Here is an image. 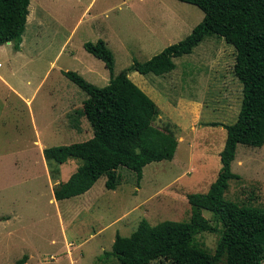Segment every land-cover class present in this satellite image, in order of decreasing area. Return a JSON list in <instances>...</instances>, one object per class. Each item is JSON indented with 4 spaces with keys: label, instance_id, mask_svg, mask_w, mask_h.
<instances>
[{
    "label": "rangeland",
    "instance_id": "1",
    "mask_svg": "<svg viewBox=\"0 0 264 264\" xmlns=\"http://www.w3.org/2000/svg\"><path fill=\"white\" fill-rule=\"evenodd\" d=\"M29 9L20 48L0 45V264H17L25 254L27 264H120L104 254L118 233L131 235L142 220H189L187 195L207 192L217 178L225 125L236 121L243 98L235 47L208 36L176 57L169 73L130 71L159 106L155 126L176 137L175 156L147 164L140 183L134 171L119 167L115 189L102 176L87 192L57 200L54 186L80 162L51 164L44 148L93 135L78 114L88 95L63 71H78L98 86L110 81L105 62L84 43L104 39L118 74L184 39L204 12L180 0H30ZM232 170L241 178L230 181L226 197L264 207V145L239 144ZM202 213L212 218L210 210ZM219 237L197 235L213 252Z\"/></svg>",
    "mask_w": 264,
    "mask_h": 264
},
{
    "label": "trees",
    "instance_id": "2",
    "mask_svg": "<svg viewBox=\"0 0 264 264\" xmlns=\"http://www.w3.org/2000/svg\"><path fill=\"white\" fill-rule=\"evenodd\" d=\"M199 6L203 19L184 39L159 53L115 73V57L108 43L100 38L85 42V49L105 62L110 81L98 86L75 70L63 73L88 97L78 114L85 116L93 129L91 138L44 148L46 160L62 164L71 159L79 165L66 181L54 188L57 200L81 195L106 176L105 186L115 189L119 167L136 173L140 183L144 167L154 161L172 159L176 137L154 122L160 114L156 101L129 76L132 70L163 75L173 71L175 58L193 52L208 36L224 38L234 45V71L243 86L241 108L236 121L225 125L227 136L220 152L222 166L207 192L187 195L193 207L191 218L163 220L150 224L142 220L131 235H116L106 256L120 264H264V207L244 204L226 197L232 179L241 175L232 170L239 144L264 145V0H180ZM30 0H0V45L14 42L20 48L26 29ZM52 176L59 173L58 165ZM208 209L212 218L203 215ZM218 232L215 251L199 242L202 232ZM25 254L17 264L27 261Z\"/></svg>",
    "mask_w": 264,
    "mask_h": 264
},
{
    "label": "crops",
    "instance_id": "3",
    "mask_svg": "<svg viewBox=\"0 0 264 264\" xmlns=\"http://www.w3.org/2000/svg\"><path fill=\"white\" fill-rule=\"evenodd\" d=\"M30 14V13H29ZM27 26H28V22H27ZM23 42V41H22ZM10 43V42H9ZM21 45H22V43H21ZM0 65H1V63H0ZM1 77H3V76H1ZM12 87V86H11ZM13 90L15 91V92H17L18 94H20L19 93V91L17 90V89H15V88H13ZM29 101H30V99H29ZM28 263V261H26L25 263H23V264H27Z\"/></svg>",
    "mask_w": 264,
    "mask_h": 264
},
{
    "label": "water",
    "instance_id": "4",
    "mask_svg": "<svg viewBox=\"0 0 264 264\" xmlns=\"http://www.w3.org/2000/svg\"><path fill=\"white\" fill-rule=\"evenodd\" d=\"M10 42V41H9Z\"/></svg>",
    "mask_w": 264,
    "mask_h": 264
}]
</instances>
